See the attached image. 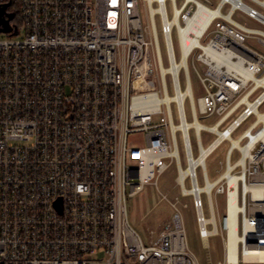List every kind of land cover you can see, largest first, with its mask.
Instances as JSON below:
<instances>
[{
  "label": "built area",
  "instance_id": "1",
  "mask_svg": "<svg viewBox=\"0 0 264 264\" xmlns=\"http://www.w3.org/2000/svg\"><path fill=\"white\" fill-rule=\"evenodd\" d=\"M19 18L16 38L0 39V264H199L175 203L146 242L129 224L127 198L156 180L163 159L175 163L203 247L221 239L222 259L207 264H264V145L239 147L251 148L264 126V52L249 44L264 42V0H19ZM219 54L245 72L218 78ZM190 66L204 90L196 100ZM211 117L212 126L200 123ZM202 131L214 135L206 148ZM133 134L142 147H130ZM223 142V171L210 182L206 161ZM213 195L224 198L223 214Z\"/></svg>",
  "mask_w": 264,
  "mask_h": 264
},
{
  "label": "rangeland",
  "instance_id": "2",
  "mask_svg": "<svg viewBox=\"0 0 264 264\" xmlns=\"http://www.w3.org/2000/svg\"><path fill=\"white\" fill-rule=\"evenodd\" d=\"M214 5L217 0H212ZM177 3H180L178 1ZM168 15L171 16L170 4H167ZM226 11V9L224 10ZM142 21H145V15L141 11ZM234 19L241 24L246 25L249 28L263 29L260 25L249 19L247 16L240 12H236ZM158 30V39L160 45V53L163 59V65L166 67L165 60V49L163 45L162 36L159 33L160 22L158 18L155 21ZM15 28V27H14ZM16 29V28H15ZM16 31V30H15ZM7 37L16 38L14 35L0 33V39ZM20 37V35H19ZM173 40L176 42L175 34H173ZM249 44L264 52V42L258 39H250ZM176 57L178 54L176 52ZM195 68L199 73H202L204 67L200 64H195ZM190 84L194 100L200 98L204 95L203 87L197 78L194 69L190 66ZM181 86L184 88V81L181 79ZM258 91L255 96L259 93ZM171 93V92H170ZM254 96V97H255ZM253 97V98H254ZM251 98V100L253 99ZM187 121H191V115L189 110V103L185 105ZM264 111V105L259 109V112ZM216 117H211L206 120L200 121L201 124L205 126H212L216 122ZM254 121V118L248 119L233 135V139L238 138L244 130H246ZM174 122L177 123V118L174 115ZM190 141L192 145L193 155H197V147L195 143V135L191 130L189 133ZM201 142L204 148H206L213 140L214 135L209 134L205 131L200 133ZM179 156L181 165L185 168V158L183 153V148L181 144L180 136L177 134ZM129 145L133 148H139L144 145L142 134H133L129 137ZM229 147L228 142H223L218 148L209 156L206 161V172L210 182L214 181L219 174L223 171L224 158ZM238 158V154L235 152L232 155V161ZM163 163L167 164V168L157 176L155 181L148 182L144 184L143 189L136 196L127 198V216L131 227L138 233L140 238L146 242L148 230L157 229L168 220H171L175 212L170 207L169 203H175L180 216L182 218L183 226L186 232V243L188 250L192 253L199 264H207L209 261L215 262L222 259V245L221 239L218 236H212L208 240L209 248L203 247V244L198 236V229L195 220V214L191 206L190 199L183 197L181 195L180 189L176 184L177 171L176 166L173 161L169 159H163ZM199 185H203L201 173H198ZM186 188H189L188 183H186ZM214 203L219 205V212L223 214L224 212V198L222 196L212 197ZM204 213L208 215V206L206 197L202 198ZM185 206V207H184Z\"/></svg>",
  "mask_w": 264,
  "mask_h": 264
},
{
  "label": "bare ground",
  "instance_id": "3",
  "mask_svg": "<svg viewBox=\"0 0 264 264\" xmlns=\"http://www.w3.org/2000/svg\"><path fill=\"white\" fill-rule=\"evenodd\" d=\"M218 65H219V68H218ZM213 68H214L213 71L215 72V75L218 78H220L223 75H229L231 77H234L235 76V72L244 71L240 67V64L237 61H235L229 55H224V54H219V55L216 56L215 59L213 58ZM260 83L264 84L263 81H261ZM187 92L191 94V87L190 86H189V89H188ZM263 97H264V95L260 99H262ZM252 107L255 108V105H253ZM256 114H257V117H258L257 118L258 119L257 123H259V122H263L264 123V113H261V112L257 111ZM194 126L197 129H199L201 127V125L198 122H196L194 124ZM259 130L260 131L257 134L255 141L252 143L251 148H247L246 149V148H243L242 146H239L240 149H242L243 152H245L247 154H250L253 151L259 150L260 149V146L264 145V126H260V129ZM248 135L250 137L253 136L252 134H248ZM233 144L234 145H237L238 142L233 140ZM149 162L154 163L155 162V159L154 158H150L149 159ZM150 174L146 173L145 174L146 177H144V178L150 177L151 176Z\"/></svg>",
  "mask_w": 264,
  "mask_h": 264
},
{
  "label": "water",
  "instance_id": "4",
  "mask_svg": "<svg viewBox=\"0 0 264 264\" xmlns=\"http://www.w3.org/2000/svg\"><path fill=\"white\" fill-rule=\"evenodd\" d=\"M8 6L9 4L0 5V33L4 34H9L11 32L12 27L10 23L14 18L12 13L6 12Z\"/></svg>",
  "mask_w": 264,
  "mask_h": 264
},
{
  "label": "trees",
  "instance_id": "5",
  "mask_svg": "<svg viewBox=\"0 0 264 264\" xmlns=\"http://www.w3.org/2000/svg\"><path fill=\"white\" fill-rule=\"evenodd\" d=\"M10 13L14 15L13 20L11 21L12 25L19 26L20 25V18H19V0H14Z\"/></svg>",
  "mask_w": 264,
  "mask_h": 264
},
{
  "label": "flooded vegetation",
  "instance_id": "6",
  "mask_svg": "<svg viewBox=\"0 0 264 264\" xmlns=\"http://www.w3.org/2000/svg\"><path fill=\"white\" fill-rule=\"evenodd\" d=\"M13 2H14V0H0V5L9 4V6L6 9V12H9Z\"/></svg>",
  "mask_w": 264,
  "mask_h": 264
}]
</instances>
